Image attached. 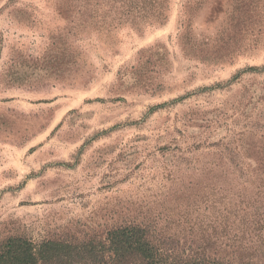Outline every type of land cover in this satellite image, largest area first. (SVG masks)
Wrapping results in <instances>:
<instances>
[{
  "label": "rangeland",
  "instance_id": "374dc122",
  "mask_svg": "<svg viewBox=\"0 0 264 264\" xmlns=\"http://www.w3.org/2000/svg\"><path fill=\"white\" fill-rule=\"evenodd\" d=\"M115 1L90 18L82 0H0V246L131 221L202 240L185 227L212 225L216 188H243L264 150L261 23L230 25L236 0H161L120 24ZM187 11L199 46L183 50Z\"/></svg>",
  "mask_w": 264,
  "mask_h": 264
},
{
  "label": "trees",
  "instance_id": "16d2710c",
  "mask_svg": "<svg viewBox=\"0 0 264 264\" xmlns=\"http://www.w3.org/2000/svg\"><path fill=\"white\" fill-rule=\"evenodd\" d=\"M82 1L76 12L88 14L90 18L99 15L102 6L112 7L117 3L115 0ZM124 1L119 10L123 15L120 24L135 22V18L128 15L144 3L163 6L161 0H136L135 6L128 4L129 0ZM236 1L228 17L229 24L239 27L247 22L251 26L261 23L263 29L264 20L251 15V8L257 5L255 1ZM245 7L247 20L242 12ZM188 8L193 10L192 6ZM158 13L152 17L140 16V19L149 25H164L168 17ZM184 25L179 39L183 50L192 48V44L195 49L199 39L193 35L192 15L188 11ZM108 27L113 30V23ZM260 149L253 153L255 157L250 162L242 161L239 167L242 176L247 178L243 181L245 184H240L243 188L224 183L216 188L215 195L219 198L211 204L214 208L212 225L192 223L185 227L189 233H200L202 240L167 241L156 226L131 221L108 228L100 239L49 238L36 242L21 236L9 237L0 246V264H264V150Z\"/></svg>",
  "mask_w": 264,
  "mask_h": 264
}]
</instances>
